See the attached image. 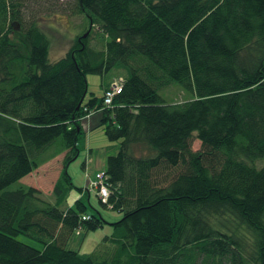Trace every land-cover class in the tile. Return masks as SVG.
<instances>
[{
	"label": "trees",
	"instance_id": "1",
	"mask_svg": "<svg viewBox=\"0 0 264 264\" xmlns=\"http://www.w3.org/2000/svg\"><path fill=\"white\" fill-rule=\"evenodd\" d=\"M57 13L89 28L51 62L38 20ZM121 69L111 107L107 88L84 103L88 74ZM172 84L190 99L167 102ZM101 109L118 150L99 203L122 219L96 258L66 245L104 220L64 205L81 120ZM63 152L54 203L7 190ZM0 264H264V0H0Z\"/></svg>",
	"mask_w": 264,
	"mask_h": 264
},
{
	"label": "rangeland",
	"instance_id": "2",
	"mask_svg": "<svg viewBox=\"0 0 264 264\" xmlns=\"http://www.w3.org/2000/svg\"><path fill=\"white\" fill-rule=\"evenodd\" d=\"M69 1L59 0L60 3H67ZM38 25L50 41L49 59L51 62L62 59L77 37L88 34L87 30L89 28L88 21L85 17L69 16L65 13L44 15L38 20ZM91 30L90 45L100 49L103 45L102 36L96 26L91 28ZM125 75L126 72L122 69L113 70L109 75L104 77L105 80L99 75L88 74L86 76L87 94L84 103H87L92 96L97 98L101 97L102 84H105L104 89L107 88L109 90L116 83L120 82V76L124 77ZM160 95L170 103H179L190 99V96L177 84H172L162 90ZM111 103L107 106L103 102V105L105 107H111ZM101 113L102 109L90 111L85 116L89 117L95 114L96 116H92L91 120L96 123L97 127L89 128L85 125L83 129V135L78 142L79 152L77 158L67 168V174L70 177L73 189L68 194L67 203L64 205L73 204L76 199L83 197V201L88 208L87 212L100 216L104 220L105 223L103 226L94 231L85 232L84 230H78L71 236L66 245V249L76 251L80 256L93 255L96 258H103L114 251L115 247L106 243L108 241L105 242L104 239L106 237L108 239L111 238L113 233L111 224L122 219L121 213L112 210L110 206L104 207L99 203V188L100 186L103 187L105 182H101L97 174H103L105 172L107 158L115 155L118 150V142L109 141L102 127H99V122L102 117ZM199 148L200 143L194 140L192 149L197 151ZM63 159L64 152L59 153L38 169L34 170L30 175L11 184L7 190L13 191L18 188L25 190L34 188L40 192V196L44 200L54 203V186L62 178V171H64ZM101 199L104 200L103 197ZM20 240L33 247L40 248L37 242L27 237L21 236Z\"/></svg>",
	"mask_w": 264,
	"mask_h": 264
},
{
	"label": "built area",
	"instance_id": "3",
	"mask_svg": "<svg viewBox=\"0 0 264 264\" xmlns=\"http://www.w3.org/2000/svg\"><path fill=\"white\" fill-rule=\"evenodd\" d=\"M120 89H121L120 83H116V85L112 86L109 90H106L104 92V96H103L104 104L107 105V106L110 105V103L112 102L113 97L120 91ZM97 175H98V178L101 180V182L102 181L105 182L106 177L104 176V173L103 174L100 173V174H97ZM99 185H100V182H99ZM99 192H100L99 193L100 194V200L103 203H105L107 198H108V196H109L108 189H107L105 184H103V187L100 186ZM101 197H103L104 200L101 199Z\"/></svg>",
	"mask_w": 264,
	"mask_h": 264
},
{
	"label": "crops",
	"instance_id": "4",
	"mask_svg": "<svg viewBox=\"0 0 264 264\" xmlns=\"http://www.w3.org/2000/svg\"><path fill=\"white\" fill-rule=\"evenodd\" d=\"M104 89V88H103ZM102 89V93H103V91L105 90H103ZM101 96H102V94H101ZM95 114H97V113H95ZM95 114H93V115H91V116H89V117H85V118H83L82 120H81V123H82V127H83V129H84V127H85V125H87L89 128H92V127H97V125H96V123H94L92 120H91V118H92V116L94 117V116H96ZM89 120L91 121L90 123H89ZM69 205H72V204H69Z\"/></svg>",
	"mask_w": 264,
	"mask_h": 264
},
{
	"label": "water",
	"instance_id": "5",
	"mask_svg": "<svg viewBox=\"0 0 264 264\" xmlns=\"http://www.w3.org/2000/svg\"><path fill=\"white\" fill-rule=\"evenodd\" d=\"M86 35H84L83 37H85Z\"/></svg>",
	"mask_w": 264,
	"mask_h": 264
}]
</instances>
